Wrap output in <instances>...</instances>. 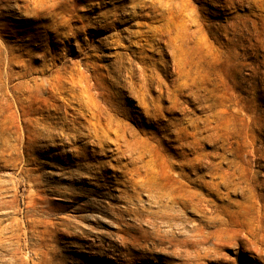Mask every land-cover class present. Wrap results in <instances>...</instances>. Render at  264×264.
<instances>
[{
    "label": "rangeland",
    "instance_id": "374dc122",
    "mask_svg": "<svg viewBox=\"0 0 264 264\" xmlns=\"http://www.w3.org/2000/svg\"><path fill=\"white\" fill-rule=\"evenodd\" d=\"M0 31V264H264V0H0Z\"/></svg>",
    "mask_w": 264,
    "mask_h": 264
},
{
    "label": "bare ground",
    "instance_id": "6f19581e",
    "mask_svg": "<svg viewBox=\"0 0 264 264\" xmlns=\"http://www.w3.org/2000/svg\"><path fill=\"white\" fill-rule=\"evenodd\" d=\"M44 1V0H43ZM46 2V1H45ZM50 3V2H49ZM48 3V4H49ZM156 3H159L157 1H152V4L155 8H158L156 6ZM25 4V3H24ZM160 4V3H159ZM29 6V5H28ZM25 7V6H24ZM30 7V6H29ZM28 7V8H29ZM41 7V5H40ZM26 8V7H25ZM36 11V10H35ZM156 32L158 33H161V30L160 29H155ZM1 32V31H0ZM1 39V38H0ZM166 39V38H165ZM165 41V40H164ZM6 46V45H5ZM6 48V47H5ZM4 58V57H3ZM2 58V59H3ZM45 62V61H44ZM58 63V62H57ZM15 65V64H14ZM7 67V66H6ZM75 67V66H74ZM61 68V67H60ZM68 68V67H67ZM42 69V68H41ZM78 69V68H77ZM5 70V69H4ZM64 71V70H63ZM68 71V70H67ZM76 71V70H75ZM44 72V71H43ZM52 73V72H51ZM7 74V73H6ZM68 74V73H67ZM40 75V74H39ZM52 75V74H51ZM5 76V75H4ZM32 76V75H31ZM27 77V76H26ZM42 77V76H41ZM53 77V76H52ZM72 77V76H71ZM64 78V77H63ZM67 79V78H66ZM29 80V79H28ZM127 80V79H126ZM4 81V80H3ZM52 81V80H51ZM61 81V80H60ZM130 81V80H129ZM125 82V81H124ZM128 82V81H127ZM131 82V81H130ZM60 83V82H59ZM58 83V84H59ZM126 83V82H125ZM133 83V82H132ZM52 85V84H51ZM67 85V84H66ZM1 86V85H0ZM122 86V85H121ZM124 86V85H123ZM68 88V87H67ZM90 88V87H89ZM60 89V88H59ZM69 89V88H68ZM3 90V89H2ZM5 90V89H4ZM25 90V89H24ZM62 91V90H61ZM67 91V90H66ZM64 91V92H66ZM81 92V91H80ZM29 93V92H28ZM60 93V92H59ZM63 93V91H62ZM67 93V92H66ZM89 93V92H88ZM117 93V92H116ZM58 94V93H57ZM83 94V93H82ZM61 95V94H59ZM75 95V94H74ZM81 95V94H80ZM114 95H116L114 93ZM13 96V95H12ZM62 96V95H61ZM98 96V95H97ZM14 97V96H13ZM26 97V96H25ZM59 98V97H58ZM115 98V97H114ZM143 98V97H141ZM14 99V98H13ZM56 99V98H55ZM87 99V98H86ZM74 100V99H73ZM153 100V99H152ZM15 101V100H14ZM67 101V100H66ZM4 102V101H3ZM54 102V101H53ZM102 102V101H101ZM115 102V101H114ZM35 103V102H34ZM63 103V102H61ZM108 103V102H107ZM117 103V102H116ZM76 104V103H75ZM83 104V103H82ZM81 104V105H82ZM112 104V103H111ZM72 105V104H71ZM77 105V104H76ZM106 105V104H105ZM17 106V105H16ZM42 106V105H41ZM74 106V105H73ZM84 106V105H83ZM92 106V105H91ZM107 106V105H106ZM54 107V106H53ZM102 107V106H101ZM100 107V108H101ZM126 107V106H125ZM146 107V106H145ZM17 108V107H16ZM73 108V107H72ZM78 108V107H76ZM52 109V108H51ZM110 109V108H109ZM69 110V109H68ZM84 110V109H83ZM106 110V109H105ZM91 111V110H90ZM110 111V110H109ZM115 111V110H114ZM67 112V111H66ZM74 112V111H73ZM104 112V111H103ZM20 113V112H19ZM47 113V112H46ZM89 113V112H87ZM71 114V112H70ZM132 114V113H131ZM68 115V114H67ZM74 115V113H73ZM90 115V113L88 114ZM36 116V115H35ZM53 116V115H52ZM81 116V115H80ZM83 116V115H82ZM87 116V115H86ZM19 117V116H18ZM75 117V116H74ZM43 118V117H42ZM65 118V117H64ZM92 119V118H91ZM50 118L49 116L46 117L45 121H39L37 123V126H36V129L37 130H40V135H41V140L42 141H46V139L48 137H51L55 134V127L52 126V123L51 121H49ZM82 120V119H80ZM98 120V119H97ZM130 120V119H129ZM53 122V121H52ZM71 122V121H70ZM85 122V121H84ZM90 125V127H88L87 129L90 130V132H88V134L86 135L87 138L89 139L90 143L91 144H95L97 145L98 147L102 148L105 146V144L107 143H111L112 145H114L112 148H108V151L110 152H114V155L117 154L118 157L122 156L125 152V149L122 148V146L120 145V143L124 140V137L125 135L120 132L118 129H114L111 124H105V123H101V122H90V121H87ZM135 122V121H134ZM21 123V122H20ZM62 123V121H61ZM54 125V124H53ZM59 126H62V133L61 134H66V123L64 122L63 125H59ZM69 126V125H68ZM87 126V125H86ZM75 127V126H74ZM69 128V127H68ZM23 129V128H22ZM70 129V128H69ZM74 129V128H73ZM34 131V130H33ZM81 131V130H80ZM39 133V132H38ZM54 133V134H53ZM31 134V133H30ZM68 134V133H67ZM73 134V133H72ZM23 136V135H22ZM35 136V135H34ZM25 137V136H24ZM86 138V139H87ZM60 139V138H59ZM33 140V139H31ZM39 140V139H38ZM67 140V139H65ZM59 141V140H58ZM40 143V142H39ZM47 143V142H46ZM40 145V144H38ZM56 145V144H55ZM108 145V144H107ZM137 145V144H136ZM23 146V145H21ZM29 146V144H28ZM44 146V145H43ZM48 146V145H47ZM110 146V145H108ZM123 147H125L123 145ZM151 147V146H150ZM22 148V147H21ZM35 148V147H34ZM41 148V147H40ZM39 148V149H40ZM103 149V148H102ZM136 149V148H135ZM78 150V149H77ZM87 150V149H86ZM23 151V150H22ZM93 151V150H92ZM91 151V152H92ZM145 151V150H144ZM2 155V154H1ZM57 156V155H56ZM82 156V155H80ZM91 157V156H90ZM109 157V156H108ZM143 157V156H142ZM80 158V157H79ZM7 159V158H6ZM25 161V160H24ZM105 162V161H104ZM104 162H98V164H92L90 162H87L85 164V167L86 168H91V170H84L83 172H80V174H83L86 176H89L91 173H94L93 176H89L91 177L92 179H98V177H96V174L97 173H102L101 172V166L104 164ZM132 163V162H131ZM195 164V163H194ZM24 166V165H23ZM108 166H110L112 169H115V170H119L121 172V170L123 172H126L127 174H129L130 176L127 177L125 180H119V178H117V176L114 174V181L117 183V184H121V185H126L127 183L132 187L133 191L131 192V194L129 195H126V197L130 198V199H133L134 197L137 196L139 190H144L145 192L147 191V193H151L152 195H155L157 194V188L155 187L154 183H151L150 181V178H148L147 180H144L143 178H140V179H137L135 178L134 176L137 175V172L139 173V167H134L133 169L129 170L128 172V169H127V165H120V166H117V165H110L108 164ZM158 168V167H157ZM95 170V171H94ZM91 171V172H89ZM103 171V170H102ZM134 171V172H133ZM142 172V171H141ZM96 173V174H95ZM19 175V174H18ZM160 175V174H159ZM23 176V174H22ZM161 176V175H160ZM22 179V178H21ZM169 180V179H168ZM101 181V180H100ZM106 181V180H105ZM18 182V181H17ZM32 182V181H31ZM108 184V183H107ZM99 186V185H98ZM20 186H18L19 188ZM110 187V186H109ZM2 192V191H0ZM144 192V193H145ZM127 193V192H126ZM160 196V195H158ZM6 197V196H5ZM125 197V196H123ZM195 197V196H194ZM160 198V197H159ZM166 199V198H164ZM147 200V199H146ZM13 201V200H12ZM172 201V200H171ZM7 202V201H6ZM2 203V202H1ZM141 204V203H140ZM132 205V204H131ZM90 206V205H89ZM124 206V205H123ZM134 206V205H133ZM166 206V204H165ZM42 209V208H41ZM131 209V208H130ZM166 209V208H165ZM176 210V209H175ZM165 211V210H164ZM159 212V211H158ZM44 214V213H43ZM170 214V213H168ZM175 215V214H173ZM47 216V215H46ZM158 216V215H157ZM132 217V216H131ZM149 218V217H148ZM147 219V218H146ZM134 220V219H133ZM157 220V219H156ZM131 224V223H130ZM153 226V225H152ZM125 228V227H124Z\"/></svg>",
    "mask_w": 264,
    "mask_h": 264
}]
</instances>
